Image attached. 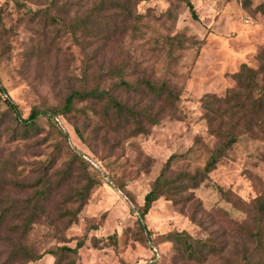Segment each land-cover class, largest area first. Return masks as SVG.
I'll use <instances>...</instances> for the list:
<instances>
[{"label":"rangeland","instance_id":"obj_1","mask_svg":"<svg viewBox=\"0 0 264 264\" xmlns=\"http://www.w3.org/2000/svg\"><path fill=\"white\" fill-rule=\"evenodd\" d=\"M21 1L30 3L33 8L46 2ZM58 1L68 3L63 16L70 20L81 17L94 0ZM190 1L196 19L185 5H181L174 27L169 31L170 35L181 33L200 42L198 48V44L187 45L177 64L171 67L174 74L168 75L180 93L178 110L174 117L161 114L160 124L147 126V133L130 138L127 137L128 130L107 128L90 111L58 117V123L47 116L50 109L62 105L71 90L82 89L84 81L91 87L92 75L99 71L104 75L106 67H111L110 64L120 61L123 56L130 62L138 60V70L149 66L148 72L162 76L157 57L149 56L137 44L129 45L128 50L123 48L125 41L118 35L107 41H77L58 24H49L42 37L23 9H17L11 0H0L2 21L11 31L0 39V45L9 44L0 59V87L5 92L0 93V161L3 163L0 199L25 200L31 191L15 190L12 181H21L23 176L24 179L28 176V180L40 177L46 160L53 155L59 156L46 171L50 188L45 200L41 201L43 211L37 212L39 223L27 239L35 252L42 253L62 245L74 247L77 241H82L83 246L78 251L81 264H149L152 256L149 241L154 240L159 245L157 253L160 255L156 264H198L180 260L178 247L161 243L156 237L185 231L193 239L210 240L219 248L227 241L231 242L219 256H206L200 264H239V259L235 262L236 256L227 262L226 252L235 241L234 247L240 252L243 246L238 241L240 238L246 241L245 248L254 252L252 264H264V251L257 247V240L264 244V216L250 215L248 219L241 207L232 203L237 198L248 202L264 194L261 134L240 135L197 189H188V179L184 176L202 170L216 143L208 137L200 120V101L211 94L223 96L233 88V74L239 71L241 64L257 66L255 53L264 44V13L260 11L264 0H249L246 8L241 6L240 0ZM173 3L171 0H149L141 2L137 11L157 16ZM49 13L55 15L56 10L51 9ZM152 24L161 29L160 23ZM163 32L166 31L163 29ZM44 40L47 49L38 52L37 46ZM119 98L128 99L129 104L131 100H137L124 95ZM7 100L16 106L23 118L33 108L42 112L33 130H27L23 135L21 124L7 109ZM261 110L264 111V106ZM75 129L79 130L81 141ZM59 146L62 147L56 152ZM74 153L87 156L104 168L98 169L96 184L83 204L70 199L82 175L78 162L75 160L73 164ZM170 155H176V159L171 162L166 177L171 179L178 175V183L184 186L183 191L170 193L178 203L161 197L152 204L144 220L138 222L143 198ZM63 177L65 179L61 180ZM190 194L194 195L191 202L187 201ZM63 208L65 215L58 218ZM190 214H194L195 223L189 220ZM54 218L60 221L54 223ZM5 232L4 229L0 240V264L6 261L8 250L3 239ZM238 255L240 258V253ZM52 263L53 259L43 254L39 260L27 264ZM62 264L68 263L65 260Z\"/></svg>","mask_w":264,"mask_h":264},{"label":"trees","instance_id":"obj_2","mask_svg":"<svg viewBox=\"0 0 264 264\" xmlns=\"http://www.w3.org/2000/svg\"><path fill=\"white\" fill-rule=\"evenodd\" d=\"M15 7L24 10L28 21L38 27L40 36L45 37V29L47 26L58 24L64 26L68 32L77 39H82L88 43L92 40L107 41L116 35L122 37L125 41L123 48L129 49V45L137 44L138 48L145 49L149 56L157 57V63L161 64L162 76H156V73L149 71V66L138 70L139 61L130 62L127 56H123L120 61L114 62L111 67H106L105 74L99 71V74L92 75V86L88 87L86 81L80 90H71L66 96L62 105L49 110V119L59 122L58 117H66L73 112L90 111L101 119L102 123L114 131L128 130V136L135 138L148 132L147 126H155L160 124L159 116L161 114L174 117L177 112L178 103L180 101L179 90L173 86L168 75H173L171 67L177 64L179 55L183 53L188 44L200 45L199 40L188 38L184 34H169L173 29L177 19V9L181 5H185L196 19L193 5L190 0H171L174 2L167 10L159 15L140 13L137 7L141 2L149 0H94L89 9L81 17H73L65 20L63 12L67 11L68 3H60L58 0H46V2L38 4L37 8H33L30 3L21 0H11ZM243 8L249 4V0H240ZM51 9L56 10L55 15H50ZM264 13V4L260 10ZM0 11V39L11 33L10 28H6ZM170 21L169 24H165ZM153 22H158L161 29L155 28ZM163 29L166 32H163ZM9 31V32H8ZM8 43L0 45V59L6 54ZM90 47V46H88ZM38 52L47 49V42L44 40L37 46ZM256 67H250L247 64H241L239 71L233 74L235 86L223 96L207 95L200 101L202 114L200 120L205 126V132L208 137L216 140V143L210 150V155L202 168L196 170L193 174H185L188 179L189 189H197L200 184L204 183L208 174L212 172L220 158L224 157L226 151L237 142L240 135L244 133L261 134L264 143V44L259 46L255 53ZM172 64V65H171ZM171 65V66H170ZM86 77V74H85ZM158 77V78H157ZM87 80V77L85 78ZM0 93H5L0 87ZM121 95L137 98L131 100H122ZM85 102L84 106H77ZM7 109L14 115V120L21 124L23 135L27 130H33L36 127V121L39 115H42L39 109H31L29 115L23 118L16 106L10 101H6ZM136 104L138 106H136ZM55 124V123H54ZM75 134L82 140V136L78 129L74 130ZM65 140L64 135L62 136ZM62 146L56 150L59 152ZM59 159V156L53 155L47 159L42 165V173L40 177L28 180V176H23L21 181H12V188L27 193L31 191L30 196L25 200L7 198L6 201L0 199V240L2 231L5 229L3 239L7 243V256L3 264H27L37 261L43 254L49 255L53 259L52 264H62L66 260L68 264H81L78 260V251L83 246L82 241H77L74 247L66 245L56 246L51 250H45L42 253L35 252L28 244L27 239L33 228L39 223L37 212H42L41 201L45 200L49 191L50 184L46 179V171H48L53 163ZM176 159V155H170L160 170L159 175L153 181L151 189L143 198V205L138 210V222L144 220V217L150 210L153 203L159 198L164 197L165 200L171 201L173 204L178 203L174 200L170 193L183 191L184 186L178 183L180 176L168 179L166 172L171 162ZM78 162L80 173V184L70 196L74 201L86 202L89 191L95 186V175L99 174L100 169H104L101 164L95 162L87 156H80L74 153L72 159ZM94 161L95 163L93 164ZM3 163L0 161V171ZM99 169V170H98ZM102 171V170H101ZM20 177V176H19ZM65 179L64 177L61 179ZM60 180V181H61ZM41 186V187H40ZM121 189L124 186L120 187ZM194 200V195L190 194L189 202ZM186 201V198H185ZM234 206L241 207V211L256 217L264 216V194L258 198L248 202L240 198L232 201ZM81 204V205H82ZM80 205V207H81ZM63 209L62 214L58 218L65 215ZM253 216V217H254ZM192 223L196 222L194 214L188 215ZM254 219V218H251ZM54 218V223L59 222ZM244 226V223L243 225ZM146 235L151 239V234L146 230ZM251 235L257 239V236ZM247 235V236H249ZM159 237L161 243H170L177 248V257L180 260L194 261L198 264L203 263L206 256H219L225 248L231 246V242H226L224 246L217 247V244L210 240H195L185 231L169 232ZM239 243L243 246L238 252L234 247L237 241L233 242L230 250H227L228 260L236 256L239 264H252L254 256L251 249L245 248L246 241L240 238ZM158 243L154 240L149 241V248L152 249V256L149 264H156L160 258L157 253ZM259 251H264V244L257 240ZM240 253V258L238 253Z\"/></svg>","mask_w":264,"mask_h":264}]
</instances>
